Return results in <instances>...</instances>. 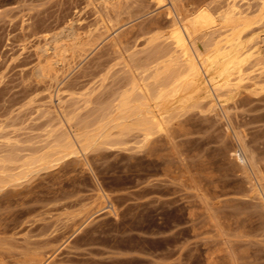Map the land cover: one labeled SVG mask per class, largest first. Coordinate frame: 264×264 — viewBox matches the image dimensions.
I'll list each match as a JSON object with an SVG mask.
<instances>
[{"label": "rangeland", "instance_id": "rangeland-1", "mask_svg": "<svg viewBox=\"0 0 264 264\" xmlns=\"http://www.w3.org/2000/svg\"><path fill=\"white\" fill-rule=\"evenodd\" d=\"M165 2L0 0V164L52 149L134 76L152 82L140 72L170 45L168 8L178 21L209 9L224 40L236 2L260 46L263 0ZM243 67L215 106L189 107L145 147L133 131L28 176L9 163L23 177L0 188V264H264V62Z\"/></svg>", "mask_w": 264, "mask_h": 264}, {"label": "bare ground", "instance_id": "bare-ground-1", "mask_svg": "<svg viewBox=\"0 0 264 264\" xmlns=\"http://www.w3.org/2000/svg\"><path fill=\"white\" fill-rule=\"evenodd\" d=\"M155 1L159 5L166 3V0ZM198 10L193 15L183 14L178 21L168 8L172 21L170 36L168 34L165 38L170 37V45L152 52L144 65L143 61L141 62L143 67L140 73L149 71L153 77L152 82L145 81L146 74L142 75V82L134 76L128 87L126 86L118 97H114V100L105 106L104 111H100L97 118L79 122L75 128L72 127L73 133L69 132L71 134L68 132L66 135L63 133V136L60 134L61 137L54 139V145L50 143L52 149L47 152L34 157L31 155L21 161V165L14 159L16 157L2 160L0 188L9 180L14 182L23 177L22 170L20 174L9 171V163L22 166L27 173L24 176H28L33 171L54 168L67 156H80L82 152L86 153L96 144L120 148L127 143L125 139L133 131L139 132L140 137L143 136L141 141L139 140L141 142L139 147H145L155 133L166 130L170 121L176 116L183 115L189 107H197L204 99H209L213 102L212 107L215 106V99L220 100L224 91L232 90L236 85V82H233L234 74L239 73L237 74L240 76L239 81L244 78L242 76L245 63L264 62V35L257 37L260 42L258 47L253 44L255 38L244 39L245 32L251 29L254 21L243 16V11L236 2H233L222 16L227 26L232 25L228 28L231 32L224 40L220 37L221 30L218 32L219 29L216 28L215 13L209 9ZM178 14L180 15V12ZM260 17L264 19V0ZM207 29H213V33L217 34L206 40L202 47L199 43V33ZM162 35H153L150 38L151 42L156 43ZM221 41H225L224 46H219ZM235 156L245 167L247 162L252 166L255 163L252 157L243 155L241 151L235 152ZM19 158L22 160V157ZM253 170L256 172V169Z\"/></svg>", "mask_w": 264, "mask_h": 264}]
</instances>
